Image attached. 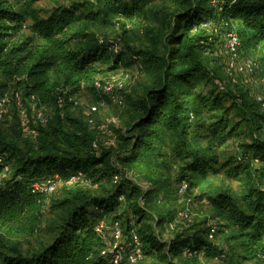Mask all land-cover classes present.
<instances>
[{
	"label": "trees",
	"instance_id": "16d2710c",
	"mask_svg": "<svg viewBox=\"0 0 264 264\" xmlns=\"http://www.w3.org/2000/svg\"><path fill=\"white\" fill-rule=\"evenodd\" d=\"M150 1L84 0L55 7L43 18L32 3L20 11L11 0H0V101L15 88L25 102L55 110L58 121L40 128L38 145L25 153L17 143L0 140V157H6L5 165L0 164V229L18 236L39 231L46 218V196L33 192L36 181L56 175L67 180L81 174L93 182L119 177L104 194L71 189L52 241L27 256L17 249L11 254L0 251L1 264H112L103 255L108 245L97 232L100 221L121 223L126 236L136 232L145 257L156 255L161 264H201L202 256L226 257L214 243L219 232L215 227L163 239L157 229L171 228L175 217L153 202L160 182L143 191L133 178L135 172L167 164L171 154L181 163L179 183L188 184L187 192L198 189L230 166L229 161L219 165L218 150L237 138L242 124L248 126L251 140L241 145L242 159L237 157L234 172L247 164L246 174L256 184L239 201L224 192L202 194L222 220L221 232H231L227 245L237 241L255 256L264 254V111L247 93L209 89L218 86L220 78L206 58L210 31L202 26L228 23L242 47L264 46V0H174L179 10L171 28L150 29L149 47L137 54L150 77L131 100V120L119 134L117 149L96 152L95 135L81 121L69 118L75 131L64 129L61 113L74 93L67 90L91 84L102 74L98 64L112 58L119 63L125 57L101 42L93 27L138 15ZM202 140L208 141L207 148L201 147ZM15 151L22 157L8 179L5 166Z\"/></svg>",
	"mask_w": 264,
	"mask_h": 264
},
{
	"label": "rangeland",
	"instance_id": "374dc122",
	"mask_svg": "<svg viewBox=\"0 0 264 264\" xmlns=\"http://www.w3.org/2000/svg\"><path fill=\"white\" fill-rule=\"evenodd\" d=\"M11 1L20 11L32 3V7L40 12L41 17L45 18L55 7L72 6L75 3H82L84 0ZM178 10L179 7L174 0H153L148 2L144 6L143 12L138 15L113 18L114 24L98 23L93 27L92 31L97 34L101 42L110 45V49L114 53L115 48L119 49V53L123 51L125 57L119 63H115L112 58L98 64L102 74L96 77L91 84L83 85L76 92L72 89L67 90V92L73 91L74 93L61 113L65 131H75L73 124L68 121L69 118L81 121L86 125H89V121L93 120L94 123L90 126V130L93 131L96 138L95 151L100 153L103 150L117 149L119 134L124 131L131 120V100L142 93L150 77V72L145 67L143 59L137 54L139 50L149 47L148 31L151 29L155 32L162 30L167 32L171 28L173 15ZM234 27L239 31L237 26ZM227 34L228 32L224 29H217V31H210L206 34L210 40L206 58L219 76V83H223L225 86L224 91L218 88L219 85L210 86L209 89L218 92L229 91L235 95L247 93L252 99H256L258 96L264 97V46L262 44L251 46L243 44L237 58V67L235 66L234 74L231 75L228 73L230 57L226 49ZM248 62L253 63L252 71L245 73L241 69ZM97 85H100L101 88H98ZM109 87L112 88L111 92L105 90ZM17 91L12 88L9 95L11 96ZM113 95L124 99V106H117L113 101ZM227 103L230 105L231 99H228ZM94 108L97 110L96 112H93ZM55 112L52 109L35 108L34 105L24 101L22 94L20 102L11 101L8 113L0 117V140L17 143L21 151L27 152L28 149L38 145V130L40 128H45L44 126H49L51 123H58ZM40 114L47 119L44 126L38 121ZM237 133L238 136L235 140L218 150L221 159L219 165H224L229 161L230 166L222 168L218 175L211 176L200 188L188 190L186 194H181L179 190L181 163L172 158L171 154L165 160L167 164L158 169L147 168L142 174L136 172L134 174L133 180L143 191L154 189V183L160 182L157 183L159 184L158 192L153 202L159 205L160 211L172 212L175 217L174 225L171 228L163 226L157 229L163 239L168 241L182 233L193 235L196 232L208 231L212 227L219 229L214 243L225 250L226 257L207 259L202 256L201 264H264V254L255 256L252 251L244 248L237 241H233L230 245L226 244L231 232H221L222 220L216 216L209 199L204 198L202 194L203 192L214 194L224 192L239 201L247 193L249 187L256 184V181L246 174V163L238 174L234 172V169L239 166L237 157L241 145L249 143L251 140L247 125L242 124ZM208 144V141L200 142L203 148H207ZM9 155L11 163L5 175L8 179L17 169V162L21 159L22 153L15 151L12 156ZM113 187L115 185L112 178L102 179L99 182L82 178L73 184L69 183V179H63L57 184L55 191L45 197L46 218L39 231L32 236H18L0 229V251L11 254L12 249H17L27 256L49 244L55 235L56 227L67 211L62 203L67 199L71 189H81L92 194H104ZM107 245L111 248L112 240L107 241ZM138 264L161 263L158 256L154 255L144 257Z\"/></svg>",
	"mask_w": 264,
	"mask_h": 264
},
{
	"label": "built area",
	"instance_id": "2783aa9c",
	"mask_svg": "<svg viewBox=\"0 0 264 264\" xmlns=\"http://www.w3.org/2000/svg\"><path fill=\"white\" fill-rule=\"evenodd\" d=\"M203 28L209 31H217V29H224L228 32L227 34V43L226 49L227 53L230 57L229 65L228 66V73L231 75L234 74L235 66L237 67V58L240 53V49L242 48V41L238 32L236 30H230L228 23L225 25H221L218 28V24L214 21L204 23ZM115 53H119V49H114ZM253 63L248 62L241 71L245 73H249L252 71ZM219 88L224 91L225 86L223 83H219ZM98 88H101L100 85H97ZM107 92H111L112 88H106ZM22 97V93L19 91L14 93L13 95L7 94L0 102V117L4 116V114L8 113V106L11 101L20 102ZM257 102L260 103L262 110L264 111V97L258 96L256 98ZM113 101L116 103L117 106L122 107L124 106V99L120 97H116L113 95ZM35 108H37L34 105ZM97 110L94 108L93 112ZM38 121L41 125H46L47 119L43 115L38 116ZM93 120L89 121V125H93ZM95 147L97 145L95 144ZM241 160V157H238ZM6 157H0V164L5 165ZM9 170V165L5 166L4 176L6 172ZM83 176L81 174L72 176L69 178V183L73 184L81 180ZM63 181V178L60 175L52 176L43 180L36 181L32 184V189L34 193H39L42 195H49L55 191L57 184ZM119 181V177L115 176L114 182L117 183ZM188 189V184L183 182L180 184L179 190L181 194H185ZM109 226V227H108ZM97 232L102 237V240L107 243V241L112 240L111 248L107 246V248L103 251V255L106 256L112 264H138L141 260L144 259V244L140 238V236L136 232H132L130 236H126L124 234V228L122 227L121 223L116 222L111 226L108 225L105 221H100L97 225ZM216 233V229L213 228L210 234V238L213 239Z\"/></svg>",
	"mask_w": 264,
	"mask_h": 264
}]
</instances>
